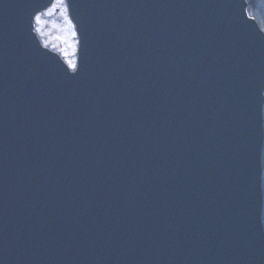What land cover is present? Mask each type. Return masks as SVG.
I'll return each instance as SVG.
<instances>
[{
  "label": "water",
  "instance_id": "95a60500",
  "mask_svg": "<svg viewBox=\"0 0 264 264\" xmlns=\"http://www.w3.org/2000/svg\"><path fill=\"white\" fill-rule=\"evenodd\" d=\"M54 2L0 0V264H264L246 0H65L73 70Z\"/></svg>",
  "mask_w": 264,
  "mask_h": 264
},
{
  "label": "rangeland",
  "instance_id": "374dc122",
  "mask_svg": "<svg viewBox=\"0 0 264 264\" xmlns=\"http://www.w3.org/2000/svg\"><path fill=\"white\" fill-rule=\"evenodd\" d=\"M37 17L35 31L42 45L59 53L68 66L74 69L77 37L67 13L65 0L63 3H60V0H55L51 9L41 12Z\"/></svg>",
  "mask_w": 264,
  "mask_h": 264
},
{
  "label": "trees",
  "instance_id": "16d2710c",
  "mask_svg": "<svg viewBox=\"0 0 264 264\" xmlns=\"http://www.w3.org/2000/svg\"><path fill=\"white\" fill-rule=\"evenodd\" d=\"M247 12L250 17L254 18L259 27L264 31V0H246ZM263 119V145H262V193H263V211H262V223L264 228V105L262 109Z\"/></svg>",
  "mask_w": 264,
  "mask_h": 264
},
{
  "label": "snow or ice",
  "instance_id": "6c2138e0",
  "mask_svg": "<svg viewBox=\"0 0 264 264\" xmlns=\"http://www.w3.org/2000/svg\"><path fill=\"white\" fill-rule=\"evenodd\" d=\"M60 3H63V0H60ZM37 19H39V17H37Z\"/></svg>",
  "mask_w": 264,
  "mask_h": 264
},
{
  "label": "flooded vegetation",
  "instance_id": "af4514ba",
  "mask_svg": "<svg viewBox=\"0 0 264 264\" xmlns=\"http://www.w3.org/2000/svg\"><path fill=\"white\" fill-rule=\"evenodd\" d=\"M51 9V8H50ZM49 10V9H48ZM47 11V10H46Z\"/></svg>",
  "mask_w": 264,
  "mask_h": 264
}]
</instances>
